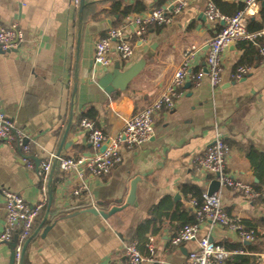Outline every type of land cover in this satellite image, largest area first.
<instances>
[{
  "label": "crops",
  "instance_id": "0c3cea01",
  "mask_svg": "<svg viewBox=\"0 0 264 264\" xmlns=\"http://www.w3.org/2000/svg\"><path fill=\"white\" fill-rule=\"evenodd\" d=\"M115 2L122 9L140 3L143 13L169 4V0H84L79 27V7L76 9L70 0H0V29L17 25L22 37L17 49L0 54V114L34 140L27 157L17 147L13 154L0 144V234L5 223L2 192L37 204L38 166L51 156L55 158L66 130L65 141L70 145L62 150L60 159L90 156L94 151L78 129L83 118L91 119L106 137L114 138L134 114L160 98L180 66L206 68L207 37L222 27L205 14L209 3H216L185 0L182 10L171 14L168 26L149 30L145 44L132 42L129 60L121 61L113 54L112 67L106 73L114 66L120 72L138 64L144 68L124 92L116 86L106 94L88 72L90 68L93 75L104 72L94 64V43L125 21L118 24L119 16L112 9ZM262 4L260 0V9H264ZM241 5L240 0H219L216 7L229 17ZM249 23L264 30V15L257 13ZM189 54L191 58H186ZM221 64L226 74L242 66L251 67V71L237 82L226 75L215 90L207 81L198 88L188 84L181 87L173 106L162 107L153 116L150 142L130 149L121 144V161L111 173L87 178L89 194L73 198L76 177L57 164L52 175L51 206L48 210V198L26 241L22 264H121L123 247L131 243L140 245L142 256L148 260V239L152 240L153 262L143 264H189L204 238L230 253L244 254L239 247H251L254 242L244 246L236 234L209 224L200 226L194 241L177 247L170 244L183 226L194 222L184 191L194 189L206 195L214 180L196 167L194 158L212 143L216 128L227 147V174L254 189L264 187V166L259 169L264 159V59L257 47L237 43L227 47ZM75 73L78 86L73 97ZM114 82L120 84V80ZM24 160L33 164L32 170ZM135 180V207L108 220L81 213L92 207L109 212L113 207L110 202H125ZM219 195L229 217L264 226V200L250 202L222 187ZM63 216L72 217L55 223ZM16 236L14 231L10 242L0 246V264H12Z\"/></svg>",
  "mask_w": 264,
  "mask_h": 264
},
{
  "label": "built area",
  "instance_id": "2783aa9c",
  "mask_svg": "<svg viewBox=\"0 0 264 264\" xmlns=\"http://www.w3.org/2000/svg\"><path fill=\"white\" fill-rule=\"evenodd\" d=\"M77 9L80 0H70ZM185 0H169V4L147 13L127 17L120 28L110 30L103 38L94 43V64L96 68L107 71L112 67L113 54L121 61H127L132 57L134 46L132 42L145 44L149 30L154 27H165L170 24L171 14H176L184 7ZM243 9L233 16L222 15L213 3H209L206 9V17L213 23H221L219 32L208 35L206 45L208 48L206 68L204 70H192L183 64L173 75L169 85L163 94L150 105L134 114L125 124L123 132L108 138L89 118H83L78 123V129L86 135L94 153L90 156L77 159H59V168L76 177L71 196L80 198L89 194L87 178H101L108 176L120 163L119 148L124 144L127 148H140L152 139L153 116L162 107L171 108L173 100L178 96L177 91L186 84L198 88L207 81L212 90L222 84L225 76L231 82L244 79L251 71L250 67H237L226 74L221 64V58L230 44L251 43L259 48V56L264 59V30L251 32L248 29L249 18L257 15L260 9V0H240ZM21 35L17 25L0 29V54H7L17 49L21 43ZM191 54L186 58H191ZM34 140L15 128V125L0 114V144L7 146L13 154L17 147L22 156L29 155ZM102 149H104L102 151ZM227 147L223 142L217 128L212 143L198 156L194 158V164L216 179L219 186L240 193L250 202L264 200V187L257 190L227 174L226 163ZM51 156L48 161L41 162L39 171V201L35 205L24 202L18 195L4 191L5 223L0 234V246L10 242L12 233L17 231L13 242V264H20L23 248L31 235L33 224L48 202V183L52 168ZM27 169L32 170L33 164L24 160ZM185 197L186 206L193 212L194 222L185 225L180 232L170 240L172 246H179L194 241L196 234L203 224L211 227L225 228L234 233L242 242L252 243L254 235L252 231H246L240 226V218L229 217L220 203L219 191L208 196L203 195L201 202L191 195ZM94 208V207H92ZM146 249L150 259H145L141 254V246L136 243L124 245V261L121 264H143L153 262L152 240L148 239ZM199 252L189 260V264H225L232 255H242V252H227L221 246L211 243L207 238L199 241ZM256 264H264V254L256 256Z\"/></svg>",
  "mask_w": 264,
  "mask_h": 264
},
{
  "label": "water",
  "instance_id": "95a60500",
  "mask_svg": "<svg viewBox=\"0 0 264 264\" xmlns=\"http://www.w3.org/2000/svg\"><path fill=\"white\" fill-rule=\"evenodd\" d=\"M223 2L228 1V0H222ZM262 1V7H264V0ZM83 7H84V0H80L79 3V27H81V21H82V11H83ZM234 46V44H230L228 46V48H232ZM144 68V66L138 64L135 65L133 67H131L130 69L126 70L125 72H120V69L118 66H114L113 70L111 72H107L104 71L102 73H95L93 75L92 73V68H90V71L88 72L89 75H91V77L93 76L95 81L94 84H96L97 87H99L100 89H102L106 94H110L112 91H114V88H116V86H118L117 90L124 92L128 86V84L142 71V69ZM116 80H120V84H115L114 81ZM79 83L83 84L82 80H79ZM77 86H78V76L75 73L74 74V80H73V97L76 94L77 91ZM190 86V85H188ZM72 117L70 119L69 124L71 123ZM70 126V125H69ZM16 129H19L17 126H15ZM69 129V127H68ZM68 134V130H66L65 134L63 135L60 143H59V147L55 156V160L52 164V168H51V172H50V178H49V183H48V195H49V203H48V210H49V206H51V183H52V175L53 172L57 166V161L60 159V154L62 152L63 149H66L70 144L66 143L65 139L66 136ZM104 149H102L103 151ZM138 183V180H135L133 182H131L130 184V190H129V194L125 200V202H122V200H116V201H112L110 202L108 205H113V207L109 210V212L107 213H103V212H98L97 209L92 208L89 210H85L81 213H85V214H91L94 216H100L101 218H103L104 220H108L109 217H111L112 215L116 214V213H120L122 211H124L126 208L130 207V206H134L135 207V191H136V184ZM220 190V186L219 183L216 179H214L207 190V195L210 196L213 193L217 192ZM80 213H76L74 215H78ZM48 216V212L45 215V219L46 220ZM72 216H63L61 218H58L56 221L61 220V219H66V218H70ZM27 243L25 244L24 248H23V253H22V258L20 261V264H22L23 261V254L25 251ZM244 246H250V243L247 242H243ZM13 259V258H12ZM12 264H13V260H12Z\"/></svg>",
  "mask_w": 264,
  "mask_h": 264
},
{
  "label": "trees",
  "instance_id": "16d2710c",
  "mask_svg": "<svg viewBox=\"0 0 264 264\" xmlns=\"http://www.w3.org/2000/svg\"><path fill=\"white\" fill-rule=\"evenodd\" d=\"M163 2V0H161ZM216 5H218L219 0H214ZM215 5V4H214ZM215 5V6H216ZM113 12L119 16L118 24L120 25L127 17L131 15H138L142 14L144 12V7L140 3L134 4L132 7H126L122 9V5L120 3H113ZM243 9V5H241L231 16L235 15L237 12ZM264 15V9H259L258 15ZM230 17V16H229ZM118 26V25H116ZM248 29L251 32H259L263 29L256 28L253 26V24L248 23ZM240 46L249 45L255 46L258 48L256 44L251 43H238ZM258 54H259V48H258ZM249 67V66H247ZM251 68V67H250ZM262 165L259 167V169L264 166V159L261 163ZM191 194L193 195L198 202H201L202 200V194L197 190H189L186 189L184 191V195ZM240 226L245 229L246 231H252L254 235V243L251 245V247H239V249H242L245 253L242 255H232L225 264H256V256L260 254H264V226H261L260 224L249 222L243 219H240Z\"/></svg>",
  "mask_w": 264,
  "mask_h": 264
}]
</instances>
